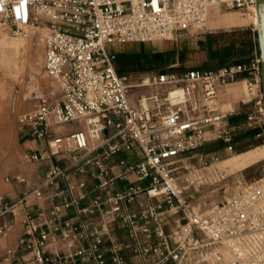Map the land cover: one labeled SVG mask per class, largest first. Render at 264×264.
Segmentation results:
<instances>
[{
	"label": "built area",
	"instance_id": "obj_1",
	"mask_svg": "<svg viewBox=\"0 0 264 264\" xmlns=\"http://www.w3.org/2000/svg\"><path fill=\"white\" fill-rule=\"evenodd\" d=\"M254 8L255 0H0V29L10 35L43 31V71L58 89L54 100L39 98L18 117L31 137L45 141L43 154L26 159L70 156L75 172L83 174L92 166L98 180L96 195L85 206L75 200L62 205L75 206L79 214L98 215L99 229L90 235L78 231L80 226L61 222V206L49 212L45 225L59 231L69 247L77 238L93 237L88 248L67 253L62 262L79 257L83 262L92 258L95 264H128L115 244L107 247V260L97 236L118 219L134 241L132 252L142 257L138 264H264V176L201 211L192 207L189 192L202 180L184 177L191 173L188 156L213 140L226 142L231 150L236 133L254 131L253 138L264 143L257 48L244 64L152 72L136 81L117 73L115 55L108 50V45L170 41L178 32L207 29L218 13L239 11L248 16ZM252 30L255 33L254 24ZM240 87L243 96L235 101V114L243 106L244 118L230 124L227 116L233 111L223 109L220 96ZM143 89L147 92L141 93ZM134 145L140 159L133 164L121 160V170L111 173L116 165L108 164L110 158ZM198 157L201 167L208 168L210 162ZM64 175L54 165L46 183ZM131 175L136 183L112 190L116 181ZM139 196L138 208L131 209ZM32 197H40V192L25 193L14 203L0 197V218ZM6 232L0 227V235ZM47 239L48 233L28 216L21 245L42 261Z\"/></svg>",
	"mask_w": 264,
	"mask_h": 264
},
{
	"label": "rangeland",
	"instance_id": "obj_2",
	"mask_svg": "<svg viewBox=\"0 0 264 264\" xmlns=\"http://www.w3.org/2000/svg\"><path fill=\"white\" fill-rule=\"evenodd\" d=\"M252 15L253 13H249L246 16L245 13L239 11L218 13L217 17L213 19L212 26L209 23L207 29L195 28L178 32L172 41L144 45L125 44L117 45L115 48L134 51L136 47L141 46L146 53H151L159 49H167L172 45L176 49L188 48L191 46L189 42L191 39L186 37L191 33L194 35L193 38L209 33L246 29L253 34ZM228 27L232 28L225 29ZM29 30H31L30 33ZM255 50L256 46H253L250 57L255 53ZM188 57L191 60L185 59L187 68L194 65L195 61H201V58L194 55ZM43 60V31L27 29L24 35H10L8 30L0 29V186L3 185L6 178L18 175L26 164L20 138L19 115L31 109L39 98L41 101H52L57 97V85L45 75ZM169 65L162 66L159 70L152 72H159ZM172 67L181 69L183 66L175 63L169 69ZM129 76L136 81L142 74ZM145 92H147L146 89L141 91V93ZM230 93L231 102L229 101L230 104L223 107L229 112L233 111L227 116L228 119L237 115L241 116L245 111L244 107L240 106L238 114H235L237 113L236 104H232L242 98L243 87L231 89ZM216 141L222 140L216 139L211 142ZM222 142L228 145L226 142ZM198 154L203 155L204 159L210 162L208 168L201 167ZM185 162L190 166L191 173H185L184 177L188 181L198 178L202 180L200 185L194 186L189 192V201L192 207L201 211L264 176V143L255 138H247L243 142L233 145L231 150L226 146L208 155L197 152L196 155H189ZM197 173L199 176H196Z\"/></svg>",
	"mask_w": 264,
	"mask_h": 264
},
{
	"label": "crops",
	"instance_id": "obj_3",
	"mask_svg": "<svg viewBox=\"0 0 264 264\" xmlns=\"http://www.w3.org/2000/svg\"><path fill=\"white\" fill-rule=\"evenodd\" d=\"M191 33L186 38H190L191 46L188 48L197 50V43L199 37L193 38ZM172 41V40H170ZM187 43V42H184ZM125 45V44H124ZM144 45V44H138ZM117 45H108V50L111 53L125 52V53H137L143 52L145 55H150L155 52L168 51L175 48L173 45L167 49H159L157 51L146 53L141 46L136 47L134 51L116 49ZM178 50L180 48H177ZM200 55V56H199ZM201 54H197V58H201ZM181 64L185 66V62H181L176 55L173 62L164 70H170L171 66ZM182 67V68H183ZM181 68V69H182ZM173 69V67H172ZM146 72L133 73V74H145L152 73L151 66L147 67ZM157 70V69H156ZM180 70V69H175ZM145 73V74H144ZM128 74V73H127ZM141 76V77H142ZM231 90L223 92L220 96V102L223 107L229 105ZM232 104H236L235 101ZM241 118L242 116H234V118ZM22 139V151L26 156L41 155L45 152V141L42 139H35L30 136L27 128H20ZM141 157L139 148L134 145L131 150L126 152H120L113 155L108 161L109 165L114 166L111 173H118L121 168L117 166V163L124 160L126 163L133 164L137 162ZM57 165L65 171V175L53 181L52 183H46V175L48 171ZM75 165L70 156H55L48 160L41 162H30L26 159L24 168L18 173V175H12L6 178L3 185L0 186V197H3L5 201L14 203L18 201L25 193L36 190L40 192V197H32L28 204H18L13 213L6 214L0 218V227H6L7 232L5 235H0V264H95L94 260L88 259L87 261H81L79 257H74L71 261L62 262V257L69 252H75L77 250L86 249L89 247L93 237L88 236L86 238H77L74 240L73 246L69 247L67 242L62 240L60 232H54L50 226L45 225L50 220L49 212L55 206H61L60 218L61 222H69L74 226H80L78 231H84L87 235H90L94 229H99L98 215H85L79 214L75 206L69 208H63L62 205L70 201H78V206H85L95 195L94 186L98 183V180L93 177L94 168L92 166L86 167V172L83 174L74 171ZM17 178V179H16ZM197 178V177H196ZM84 182V187H79V184ZM136 177L131 175L129 179L124 181H116L112 190H122L126 186L136 183ZM142 197L139 196L137 200L132 204L131 209H137ZM33 218V221L40 225V230H44L48 233L47 244L45 248V254L42 261H38L34 258L33 254L25 249L21 245L20 241L24 238L25 221L27 217ZM39 232L36 233V236ZM97 236L101 238L102 245L101 251L105 258L109 260V255L106 252L107 247L110 244L118 245L121 252L124 254L128 264H138L142 261V257L135 255L132 252V246L134 244L133 239L128 235L127 228L116 219L111 225L108 232L99 231ZM141 242L145 243L144 237H140Z\"/></svg>",
	"mask_w": 264,
	"mask_h": 264
},
{
	"label": "trees",
	"instance_id": "obj_4",
	"mask_svg": "<svg viewBox=\"0 0 264 264\" xmlns=\"http://www.w3.org/2000/svg\"><path fill=\"white\" fill-rule=\"evenodd\" d=\"M254 22V21H253ZM228 27L225 29H230ZM254 38V43H253ZM256 46V33H251L250 30H233L230 32H216L200 36L197 43V50L191 48H172L168 51L155 52L150 55H145L143 52L125 53L115 52L114 65L119 75H131L133 73H143L148 71L147 67L160 69V67L170 64L174 61L176 55L181 62H186L189 55L201 54V61H195V64L190 67H183L180 70H160L159 72H185L188 70H214L216 68L225 67L234 64H244L250 60V53ZM200 56V55H199ZM188 58V59H187ZM187 59V60H185ZM128 73V74H127ZM242 116V115H241ZM240 117H231L228 119L230 124L241 122ZM254 131H246L236 133L231 141V145L243 142L247 138H253ZM227 145L222 141L211 142L201 147L198 152L210 154L220 150Z\"/></svg>",
	"mask_w": 264,
	"mask_h": 264
},
{
	"label": "water",
	"instance_id": "obj_5",
	"mask_svg": "<svg viewBox=\"0 0 264 264\" xmlns=\"http://www.w3.org/2000/svg\"><path fill=\"white\" fill-rule=\"evenodd\" d=\"M257 24L255 25L257 50L261 66V86L264 103V0H255Z\"/></svg>",
	"mask_w": 264,
	"mask_h": 264
},
{
	"label": "bare ground",
	"instance_id": "obj_6",
	"mask_svg": "<svg viewBox=\"0 0 264 264\" xmlns=\"http://www.w3.org/2000/svg\"><path fill=\"white\" fill-rule=\"evenodd\" d=\"M252 13H253V15H252V17H253V21H254V25H256L257 24V18H256V9L254 8L253 10H252ZM30 31L31 30H29V33H30ZM35 33V32H34ZM34 52V51H33ZM36 52V51H35ZM36 54V53H35ZM37 55V54H36ZM38 56V55H37ZM34 58V57H33ZM37 64V63H36ZM30 91V90H29ZM196 176H199V174L197 173L196 174Z\"/></svg>",
	"mask_w": 264,
	"mask_h": 264
}]
</instances>
